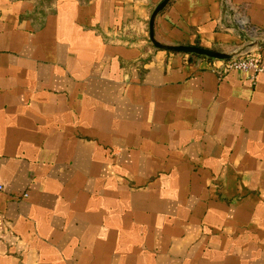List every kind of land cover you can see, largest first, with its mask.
I'll use <instances>...</instances> for the list:
<instances>
[{
    "label": "crops",
    "instance_id": "0c3cea01",
    "mask_svg": "<svg viewBox=\"0 0 264 264\" xmlns=\"http://www.w3.org/2000/svg\"><path fill=\"white\" fill-rule=\"evenodd\" d=\"M161 2L0 0V264H264V74ZM155 29L264 59V0Z\"/></svg>",
    "mask_w": 264,
    "mask_h": 264
},
{
    "label": "built area",
    "instance_id": "2783aa9c",
    "mask_svg": "<svg viewBox=\"0 0 264 264\" xmlns=\"http://www.w3.org/2000/svg\"><path fill=\"white\" fill-rule=\"evenodd\" d=\"M212 71L219 76L230 72H238L249 75L251 81H255L257 77L264 74V59L261 55L253 51H246L242 54H233L230 61H221L220 67H212ZM4 191V187L0 184V193Z\"/></svg>",
    "mask_w": 264,
    "mask_h": 264
},
{
    "label": "water",
    "instance_id": "95a60500",
    "mask_svg": "<svg viewBox=\"0 0 264 264\" xmlns=\"http://www.w3.org/2000/svg\"><path fill=\"white\" fill-rule=\"evenodd\" d=\"M169 2L170 0H163V2H161V4L154 11L151 21H150V40L152 41V43L154 44L156 48L171 51V52H176V53L193 54V55L202 56V57L215 59V60L230 61L232 59L233 55L215 52V51L204 49L201 47L168 46V45L161 44L156 39V29H155L156 28V18L164 10V8L168 5Z\"/></svg>",
    "mask_w": 264,
    "mask_h": 264
},
{
    "label": "trees",
    "instance_id": "16d2710c",
    "mask_svg": "<svg viewBox=\"0 0 264 264\" xmlns=\"http://www.w3.org/2000/svg\"><path fill=\"white\" fill-rule=\"evenodd\" d=\"M194 56H196V57H200V56H197V55H194Z\"/></svg>",
    "mask_w": 264,
    "mask_h": 264
}]
</instances>
